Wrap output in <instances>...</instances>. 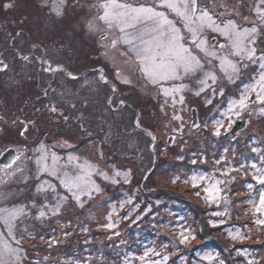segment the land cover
<instances>
[{"label":"rangeland","instance_id":"1","mask_svg":"<svg viewBox=\"0 0 264 264\" xmlns=\"http://www.w3.org/2000/svg\"><path fill=\"white\" fill-rule=\"evenodd\" d=\"M56 1L24 0V6L31 12L30 23H27L28 25L26 24L27 26L24 27V30L28 32H20L21 36L17 37L15 35V39L12 35H9L7 39L9 43L14 42L12 46L16 56H18V52L21 55L32 53V45L37 44L40 45L41 48L49 50L48 57L54 61L53 66H55V62L59 61L68 71L86 76L89 80L94 79V77L99 74L93 73L92 70L99 69L102 70L105 76L112 82L117 84L118 92L116 94H112L109 87H106L107 89L105 90L103 87H100V85H94L93 87L83 86V79L75 81L73 85H71V88L70 85L63 80L65 83V94H63V91L59 93L58 90L54 88L56 85L51 84V87L47 88L49 89V95L52 93L56 97L60 96V99L63 100H65L64 97H66V103H64L65 107L63 105L60 108L59 106L57 107L63 111L64 114L67 113L66 115L70 116L69 121L77 117H81V120H95L96 118H101L100 110L103 105H100V102L107 106V99L110 95L113 96L114 107L118 109L116 111L118 117L122 112L125 114H130L133 111L135 114L137 112L143 114L162 113L160 111V105L164 97L159 96L158 89L147 84L141 77V73L136 70L135 63L125 64L123 62L127 59V57L119 55L120 51H124L123 45H120L116 50L110 51V58H106L102 55L104 49L101 47V43H103L100 39L101 31H104L105 34L108 35L109 41L116 38L119 32L115 29L108 32L106 30V25L96 19L97 13L102 12V10L96 6L100 0H67L66 4L63 6H60L58 1L56 5ZM120 2L137 5L141 3L149 4L152 0H120ZM201 3H207L214 11L223 13L224 15L221 16V19L225 18V16H231L245 27H251L254 21L258 23L255 14L258 0H201ZM221 5L224 7H221ZM57 7H61L63 12L61 17H57L55 14V9ZM259 7L264 8V4H260ZM89 21H95L101 31L94 33L89 32L87 27ZM1 25L2 23H0V26ZM185 35H187V33H185ZM209 35L211 36L213 34ZM0 40V42L3 41L2 38H0ZM221 42H223V40H221ZM61 44L65 46L70 44L71 54H69L67 47L65 50L61 51ZM35 55H43V53L37 50ZM63 55H67L68 57L72 55L71 58L73 59L66 57L64 60ZM2 59L0 54V60ZM4 63L6 64V62ZM24 64L30 65V68H33L31 67L33 64L38 68L37 70L41 69V66L31 59L25 61ZM116 68H119L122 72H130L132 74L130 79H133V84L124 85L119 83L115 78ZM60 74L64 76V74L60 72L51 75V77H56L54 78V84L58 81L57 78H59L58 76ZM256 75L257 72L253 70V66H249L241 72L239 78L235 80V83H229L226 79L218 81L217 90L223 87V96L219 94L213 95L211 90L202 93L200 96H196L193 94L196 87L194 81L185 80L184 83L188 84L189 91L186 90L183 93L185 102L183 105L179 104V106H175V111L227 107L231 99L239 98L240 91L245 85L252 83V77ZM56 84V87L60 88L59 86L62 82L60 85L59 82ZM53 89H55V91H53ZM102 92H107L106 96H102ZM136 99H140L141 108L136 106ZM206 99H212V103L206 104ZM120 100L126 101L131 107H120ZM73 105H75V107H73ZM169 105H171L170 100ZM261 109H264V105L252 103L249 108L251 114H249V112L241 114V117H245L248 121L244 130H241V132L239 131L235 136L232 148H229L230 141H228L225 142V144L222 142L215 143L209 147H201V151L196 149L197 153L201 152L205 154L206 160H210L211 158L217 160L223 156L231 161L237 168H239L241 163L246 166L245 169H241L239 172L231 173L233 180L230 185H221V188L224 189L221 195L227 203H225L223 199L219 204L223 207H225V204L231 207L229 211L231 213L230 220L232 223H228L234 224L235 227H231L234 228V230L229 231L233 233L239 231L241 235L247 237V239L240 240L241 243H237L227 238V236L225 237L226 233L229 232L224 231L222 233L225 229L213 228L207 225L206 222H203V226L202 224L199 225L201 212H198V210L196 211L194 204H189L188 213L183 214L179 219L180 224L190 228L192 234L196 236V240L191 241L187 245L179 244V241L175 238L176 233L174 231L172 232V230L169 229L167 233L164 230V226L167 225V228H169V226L173 225V221L176 220L175 213H169L160 207L156 209L150 207L152 210L149 212L150 214L147 220L144 219V216H139V214L137 216L140 218L136 219L137 216H135V213L138 212V210L133 211L130 219L121 220L120 218L127 213L130 205H125L124 208L121 209V201L119 199L117 200V195H115L114 192L122 190L128 192L133 189L137 191L140 182V178H137L139 176L137 174V167L133 159L131 160L128 156L124 157V163L129 166L128 169L132 174L130 183L125 184L121 180L120 184L114 186V191L108 190L106 184L101 183L100 187L102 188V192L100 194H95L94 198L91 199L89 203H86L83 209L66 208L60 216H51L49 214L46 218L36 219L38 209L44 202L43 196L37 199L35 190L31 191L33 182L36 181L32 178L33 172H36V165L35 168L29 167L28 164L30 160L25 159L24 162H20L22 159L21 157L18 165L22 169L24 168L23 173L17 171L16 173H18L19 177H15V175L12 177V175L8 174L6 179L0 180V194L6 197L0 200V207L10 209L16 205L28 206L27 210L29 215L27 217H22L21 222H18L17 227L14 229L16 238L21 239V246L26 250L27 259L23 261V264H32V261H37L38 264H142L138 258L144 255L146 248H155L160 252L159 256L154 254L150 257H146L147 264H151V261H161V264H165L164 259L161 258L165 253L169 256L166 264H221V261H223V264H243V262H245V264H264V226L253 223L256 217L253 216L254 209L250 203L252 200H259V194L261 191H264V185H259L252 180L250 173L253 170L247 167L252 163L257 164L259 167L261 165V158L264 157V114L261 113ZM165 112H173V108L169 106L165 109ZM61 121L63 120H60V122ZM51 122L54 121L51 120ZM17 125H13L9 122L7 124L0 123V127ZM47 133L51 135L49 130ZM13 134L17 133L15 132ZM113 136H116V134H113ZM211 138L214 139L215 137L212 136ZM63 140L65 139H60V143ZM253 146L258 149V152L255 154V159L250 156ZM83 147L84 146H82V148ZM113 147H115L113 143L107 145L108 150L113 149ZM3 148L4 147H0V151ZM89 148H92V146ZM108 150L107 152L110 151ZM119 150L120 148H118V152ZM69 152L73 154V150L59 151L56 153L61 157V160L64 161L67 160ZM110 152L113 153L112 151ZM196 159H198L197 156ZM212 166L218 169L222 167V165H215L214 163ZM193 167L199 166L194 164ZM206 170L207 168L201 169L199 173L206 177L214 175L217 179H225L219 175V171L215 173L216 171L212 170L209 174ZM29 172H31V174H28ZM246 172L249 174H245ZM22 174L29 177L27 183L23 181ZM42 179L50 180L51 178L45 176L42 177ZM55 183L58 184V181ZM248 183L252 184L253 187L251 189L247 187ZM154 185L171 187L177 193H181L185 200L200 203L199 197L194 194L196 190L192 188L190 184H185L183 180L178 179V181L172 185L166 184L165 180H163ZM145 186L150 188L152 182L147 183ZM58 191L63 194V189H58ZM131 198L134 203L139 204V206L144 203L141 201L143 198L140 197L138 191ZM33 200L37 201L36 207H30ZM112 206H115L114 213ZM202 206L206 208L204 205ZM87 209H90L92 214L88 217H84ZM214 211H217V209L213 211L210 210L209 213ZM109 213H113L111 219L118 222V227L112 231L98 227V225L108 222L106 217ZM209 213L207 216V223L209 220H221L219 217L209 215ZM90 216L92 218H89ZM259 218L264 219V217ZM133 220H135L134 223ZM148 222L149 225H147ZM146 227H151L156 231L163 230L164 232L153 237L152 240L154 241V245L149 242L145 243V248L136 252L135 255H132L133 258L130 262L118 263L116 255L118 249L122 247L129 248L130 245H136V241L145 235L143 228ZM65 232H70L71 235L65 236ZM0 233H3L4 237L7 239V232L3 225H0ZM114 233H119V235H114ZM131 233H135V236L132 237ZM109 236H112V239H108ZM41 237H43V239H41ZM204 239H207V241ZM131 240L133 244L127 243ZM143 240L146 239H142V241ZM9 242L13 243L14 247L16 246L14 242ZM48 242H51V245H49ZM161 245H167V247H162ZM231 245H233V247ZM244 247H250L251 250L247 251ZM109 250H111V253H109ZM227 250L229 253L231 252L233 256H230L231 259H227L224 254L228 253ZM237 250H239V254H237ZM250 251L254 253L252 252L253 254H250ZM208 254L212 255V260L202 259L203 256ZM194 255L196 256V260L191 262L189 258H195ZM45 256L48 257L46 261L44 260Z\"/></svg>","mask_w":264,"mask_h":264},{"label":"snow or ice","instance_id":"2","mask_svg":"<svg viewBox=\"0 0 264 264\" xmlns=\"http://www.w3.org/2000/svg\"><path fill=\"white\" fill-rule=\"evenodd\" d=\"M66 2L67 0H59L60 6H63ZM260 4H264V0H258V6L255 9L258 23L254 21L251 27H245L231 16H225L221 19L223 13L214 11L207 3L202 4L201 0H152L149 4L141 3L137 5L121 3L120 0H100L96 6L102 12L97 13L96 19L106 25L108 32L115 29L118 30L119 35L109 41L108 35L98 28L95 21H89L87 27L89 32L101 31L100 39L103 42L101 47L104 49L102 55L106 58H110V51L118 49L120 45L124 46V51L119 53L120 56L127 57L123 62L125 64L135 63L136 70L141 73V77L147 84L158 89L159 96L164 97L160 105L162 113L169 106L173 108L175 113L176 104H184L183 93L189 90L188 84L184 83L185 80L194 81L196 87L193 94L196 96H200L208 90H211L213 95L223 96V87L217 90L218 81L226 79L229 83H235V80L239 78L244 69L253 66V70L257 72V75L252 77V83L245 85L240 91L238 99H231L228 102L227 109L220 113L223 119L213 121L211 134L219 137L222 128L225 133L233 128L235 123L233 117L240 118L244 112L251 114L249 111L250 104L264 105V8H260ZM10 7H12L11 4H4L5 9ZM221 7L224 6L221 5ZM55 14L57 17L63 15L61 7L55 9ZM209 34L213 35L210 36ZM16 36H21V33L17 32ZM66 47L69 54H71L70 44L67 46L61 44L60 50L63 51ZM32 49L33 51L30 54L21 55L18 52L17 55L24 61L34 60L41 66L40 70L46 74L53 75L60 72L64 74L66 79L71 81L83 79V86L93 87L94 85L103 84L111 89L112 94L118 92L117 84L105 76L102 70L93 69V73L99 74L94 79L89 80L86 76L68 71L59 61L55 62V66H53L54 61L48 57V49L41 48L37 44H33ZM37 50L43 55H35ZM7 69L8 65L0 60V72ZM131 75L130 72H122L119 68L115 70L116 80L124 85L133 84V79H130ZM44 96H48V89H44ZM169 99L171 105H169ZM211 103L212 99H206V104ZM119 106L131 107L124 100H120ZM45 107L49 113L56 116L57 120L62 119L65 124H68L69 115H65L63 111L53 105H45ZM35 110L36 112L41 111L40 108ZM107 110L109 112L118 110L117 107H114V100L111 95L107 99ZM261 113L264 114V109H261ZM135 115V128L141 130L145 135L152 136V133L142 124L141 117L143 113L137 112ZM76 119L80 122L82 118L77 117ZM171 119L179 121L181 117L173 114ZM225 120L227 121L226 126ZM0 123L7 124L8 122L0 116ZM28 123L35 125V121H29ZM28 123L23 120L12 121L13 125L23 126L19 131V135L22 137H26L30 130ZM165 126L167 127V125ZM173 130L183 132L182 128H174ZM0 131H3V129L0 128ZM81 131H87L82 124ZM152 138L155 139L154 136ZM171 139L175 141V137ZM61 143L68 148L73 147L66 139ZM257 151L255 147L252 148L253 153ZM32 152L33 157L28 159L34 158L36 165L34 178L38 183L35 184V192L37 199L43 196L44 201L38 209L36 219L46 218L49 214L60 216L66 208L83 209L87 200L93 199L94 193L100 194L102 192L100 185L92 179L93 176H98L103 181L113 185L120 183L121 180L123 183L128 184L132 179L130 170L121 172L113 169L110 176L90 161H81L79 156L73 155L71 152L67 155V161L62 163L61 157L54 148L44 140L39 141ZM22 155L23 153H20L13 157L0 171L12 168V165L16 164ZM102 157L103 154L101 153ZM196 163V160L192 161V164ZM213 163L222 165L218 171L219 175L225 179H217L214 175L206 177L200 173H192L184 183L190 184L194 189H199L194 194L203 199L208 206L216 204L219 207L221 200L224 199L221 195L224 191L221 185H230L233 180L231 173L239 172L241 169H245L246 166L241 163L237 168L223 156ZM247 167L253 170L250 173L252 180L259 185H264V157L261 158L259 167L255 163ZM69 168L73 170L71 175L67 170ZM17 171L23 173V169L17 165L8 174L15 175ZM245 174L249 173L246 172ZM45 176L51 179H42ZM144 178L148 179L147 176ZM22 179L27 183L29 177L22 174ZM176 179H179V177ZM176 179L171 182L175 184ZM56 181H58V184L55 183ZM247 187L251 189L253 186L248 183ZM58 189H63V194ZM201 192L204 194L202 197ZM85 197H87V200L84 199ZM5 198L4 195L0 194V200ZM225 203H227L226 200ZM250 203L254 209L253 216L256 217L253 223L264 226V219L259 218L264 217V191L260 192L258 201L252 200ZM125 205H130V207L127 213L120 218L121 220L130 219L133 211L139 209V204L134 203L131 197L120 202L121 209ZM36 206L37 201L33 200L30 207ZM112 207L114 213L115 206ZM27 208L28 206H17L10 209L0 207V225H3L7 232V239L3 233H0V264H23V261L27 259L26 250L21 246V239H17L14 232L18 222H21V218L29 215ZM150 211L151 209L148 208L141 214L146 215ZM113 213H109L106 217L107 223L98 225V227L108 231L118 227V222L111 219ZM226 214V211L209 213V215L215 217H222ZM139 218V216L136 217V219ZM134 222L135 220H133ZM208 223L211 227L216 228L224 221L209 220ZM176 227L179 229L176 239L180 245H187L196 240V236L192 234L191 229L180 224L179 218ZM68 235H71V233L65 232V236ZM114 235H119V233H114ZM228 236L233 241L247 239L239 231L235 233L229 231ZM108 239H112V236H109ZM9 241L14 242L16 246L14 247L13 243ZM48 243L51 245V242ZM161 246L167 247V245ZM152 254L159 256L160 252L155 248H146L144 255L138 259L142 264H147L146 257H150ZM237 254H239V250H237ZM47 259L48 257L45 256L44 260ZM202 259L212 260L213 257L208 254L203 256ZM164 261L166 264L167 257H164ZM32 264H38V262L32 261ZM151 264H161V261H151ZM221 264H223V261H221Z\"/></svg>","mask_w":264,"mask_h":264},{"label":"trees","instance_id":"3","mask_svg":"<svg viewBox=\"0 0 264 264\" xmlns=\"http://www.w3.org/2000/svg\"><path fill=\"white\" fill-rule=\"evenodd\" d=\"M23 1L24 0H0V23H2V25L0 26V38L3 39V41L0 42V54L1 57L3 58L2 60L6 62V64L8 65V69L6 71L0 72V79H1L0 116H2L4 120L5 121L7 120V122L9 123H12L13 120H23L26 123H28L29 121H35L36 124L32 125L31 123H28L29 124L28 127L30 130L26 134V137H22L18 135L20 128L23 127L22 125L0 127L3 129V131H0V147L5 148L8 145H10L16 147L17 149L23 148L24 153L22 155L21 162L22 161L24 162L25 159L30 160L28 166L34 168H35L34 158L33 159H28V158L33 157L32 149H34L41 140H44L49 146H52L56 152L73 150V155L79 156L81 158V161L83 160L90 161L92 164H94L101 170L107 172L110 176L112 175L113 169L120 170L121 172L129 170L128 169L129 166L126 163H124L125 156H128V158H130L131 160L133 159L134 164L137 167L138 164H136L137 163L136 157L141 153L140 150L142 149L143 144L148 146L150 141L148 140V143L144 142L145 137L143 132L138 130H133V131L131 130V128L134 127L132 124L135 115L134 111L131 112L130 114L126 113L127 116L124 112H122L121 114H119L118 117V113L109 112L107 110V106L100 102V105L101 104L103 105L100 110L101 118H96L95 120L87 119V121L81 120L80 122L74 119L72 121H69L68 124H65L64 121L60 122V120L62 119L57 120L55 115L48 112L45 105L47 104L49 105L51 103L55 107L59 106L60 108L62 105L65 107L64 103H66L65 101L66 97H64L65 100L60 99V96L56 97L52 93H50L49 95V91H48V96L45 97L44 89L49 88V85L51 84L57 86L56 83L59 82L60 85L62 82V84L59 86L61 89L56 86L53 87L56 88L59 93L63 91V94H65L64 93L65 83L63 82V80L70 85V88L75 81L68 80L65 78V76L60 74L61 77L59 75L58 76L59 78H57L58 81L56 80L57 82H55L54 84V80H55L54 78L56 77H51V75L46 74L41 70H37L38 68H36L33 64L31 66L33 68H30V65L27 64L25 65L24 64L25 61L21 60L18 56H16V53L13 52L12 45L14 44V42L9 43L7 36L12 35V37H14L17 32H21V33L28 32L24 30V27L28 25L27 23H30L29 20H30L31 12H29L30 10H28L26 6H24ZM57 1L59 2V0ZM57 1L55 2L56 5H57ZM5 3L11 4L12 7L5 9L4 8ZM67 55L66 56L63 55L64 60L66 57H68ZM71 56L72 55H69L68 58H71ZM92 63L94 64L93 60ZM100 87H103V89L105 90L107 89L106 88L107 86H104L103 84H100ZM101 94L102 96H106L107 92H102ZM140 104H141L140 99H136V106L140 107ZM36 108H40L41 111L36 112L35 110ZM66 114L67 113H65V115ZM152 116L153 114L146 113L143 115V118L145 121L150 123L153 119ZM51 120H53L54 122H51ZM81 124L87 130L86 132L81 131ZM48 130L51 133V135L47 133ZM15 132L17 134H13ZM113 134H116V136H113ZM60 139L68 140V142L71 145H73V147L68 148L67 146L62 145L60 143ZM145 141L147 140L145 139ZM233 141L230 142L229 148H232ZM109 143H113L115 146L113 147L114 150L109 149L114 154L107 149V145ZM197 144L198 146L200 144L201 147L204 143L197 142ZM82 146L84 147L82 148ZM90 146H92V148H89ZM118 148H120L119 152H118ZM107 150L109 152H107ZM182 152L188 153V150H183ZM101 153L103 154L102 158H101ZM144 154L142 155L141 161L142 163H144V170H146L150 167L151 163L148 157L146 159L144 158L147 156V154L146 155ZM158 154H159V159L155 167V173L152 176L150 175V178H148L147 182L144 183L143 189L140 186L141 175L138 173V167H137V174L139 175L137 178H140V182L138 185L139 187L137 191L140 193V197L143 198L141 199V201L144 203H142L139 206L138 212L135 213V216L139 214V216L140 215L144 216V219L147 220V218H149L150 213L147 212L146 215H142L141 213L145 209H148V207L149 208L152 207L153 209L160 207L169 213H175L174 215L176 220L173 221V225L169 226V228H167L166 225L163 228L167 233L169 232V229L172 230V232L174 231L176 233L175 234V238H176L179 231V229L176 227L178 218L180 219V217H182L183 214L188 213L189 204H194L196 211L198 210V212H201L199 217V225L202 224L203 226V222H206V224L209 225L207 223V218H208L207 216L210 210L212 211L214 209H217V211L225 210L227 214L225 216L219 217L221 220L224 221V223L218 225L217 228L225 229L222 231V233L224 231L234 230V228L231 227H235V225L228 223L231 222L230 220L231 213L229 211L231 207L229 205L225 204V207H223L222 205H219V207H217V205H213V204L211 206H208L205 203V201L200 197H199L200 203H196L191 200L188 201L183 198V195L181 193H177L171 187L168 186L167 187L161 186L167 189L166 191H168L169 193L168 195L163 190L162 191L156 190L155 192L144 191L145 189H148L145 185L149 182H152L151 187L154 186L156 188L157 185L155 186L154 184L163 180H165V183L166 184L168 183L169 185H172L173 183L171 181L173 179H176L177 177H179L180 180L183 181L186 180L184 176L179 175L177 173L179 170V165H178L179 162L177 161V159H178V155L181 154L179 150L171 149L168 150L166 153L164 152L163 154L161 153ZM255 154L256 152L255 153L252 152L250 154L251 158L255 159L256 157ZM191 155H195V153H191ZM200 155H205V154L201 153ZM210 160L212 161L208 163H206L205 161L202 162V166L204 168H207L206 172H208L209 174L212 170H215L216 171L215 173H217L218 168L212 166L215 159L211 158ZM65 161L67 160L64 161L61 160L62 163ZM166 167L170 169V173L165 174L161 172V168L164 169ZM67 170L69 171V174H72L73 170L71 168ZM144 170L142 172H144ZM31 172H29L28 174H31ZM35 173L36 172L34 171L32 178H34L33 176H35ZM15 177H19L18 173L15 174ZM92 179L99 185H101V183L106 184L108 190H113V191L115 189L114 186L120 184L118 183L113 185L111 183L103 181L98 176H93ZM176 181H178V179H176ZM36 183L38 182L36 181L33 182L31 191L35 190ZM195 190H196L195 192L199 191V189H195ZM137 191H134L133 189L132 191H128V192H124L122 190L119 192L115 191L114 193L115 195H117V200L119 199L120 201H123L128 199L129 197H133L137 193ZM203 195L204 194L201 192V197ZM94 196L95 193L93 194V198ZM84 199L87 200V197H85ZM89 201L90 200H88L87 203H89ZM202 205H204L206 208H203ZM17 206L18 205H16L15 207ZM152 208L150 209L152 210ZM87 210L85 212L84 217H88L89 215L92 214V211L90 209ZM147 225H149V222L147 223ZM143 230L145 231L144 232L145 235L139 238L138 241H136V245H130L129 248L122 247L121 249H118L116 254L118 263L130 262L133 258L132 255H135L136 252L141 251L145 248L144 246L145 243L149 242L154 245V241L152 240L153 237L164 232L163 230L156 231L151 227L143 228ZM131 236L134 237L135 233L134 234L131 233ZM226 236L227 238H229L228 233H226L225 237ZM142 239H146V240L142 241ZM205 241H207V239ZM132 242L133 241L131 240L128 241L127 243L133 244ZM235 242L241 243L240 240H236ZM231 246L233 247V245ZM244 249L247 251L251 250L250 247L249 248L244 247ZM252 252L250 251V254L254 253ZM109 253H111V250H109ZM224 254L226 255L227 259L229 258L231 259V257H233L231 255V252L229 253V251L227 254L226 253ZM164 257L168 258L169 256L167 253H165L163 256H161V258L164 259ZM194 257L195 258L193 259L189 258V260L191 262L195 261L196 256L194 255ZM243 264H245V262H243Z\"/></svg>","mask_w":264,"mask_h":264},{"label":"flooded vegetation","instance_id":"4","mask_svg":"<svg viewBox=\"0 0 264 264\" xmlns=\"http://www.w3.org/2000/svg\"><path fill=\"white\" fill-rule=\"evenodd\" d=\"M134 72V69H133ZM189 91V90H188ZM178 99V97H177ZM170 100V99H169ZM171 101V100H170ZM176 106H179V103L176 104ZM227 109V107L223 108H209V109H198V110H186V111H175L174 112H164V113H153L152 121L149 123L144 120L143 116L142 124L145 128L148 129L152 133V136L155 137L153 140L152 136L145 135L144 137L148 143V140L150 141L148 146L143 144L142 149L140 150L141 153L136 157L138 164V173L141 175V183L140 186L143 189V185L145 182H147L148 179H145L144 177L147 176L150 178V175H154L155 173V167L157 165V161L159 159V154L166 153L168 150L176 149L179 150L181 153L178 155L177 161L179 162V170L178 174L184 176V178H188L189 175L192 173H199L201 172V169H205L202 166V162H211L212 160H206L205 155H200V153H197V150L201 151V147H209L215 143H222L225 144V142L232 141L229 137L226 136L224 129H221V135L219 137L214 136L215 138L212 139L213 136L211 134L212 128H213V121L218 119H223L221 117L220 113L224 112ZM173 114L181 117V120L175 121L172 120L171 117ZM144 115V114H143ZM136 119V115H134V120L132 121L133 128L131 130H138L135 128L134 121ZM233 119H235L233 117ZM87 121V119H85ZM167 125V127L165 126ZM227 125V121L225 120V126ZM174 128H182L183 132H177L174 131ZM175 137V141H173L171 138ZM197 142L204 143L201 147L200 144L198 146ZM7 147H13L17 151L20 149L22 153H24L23 148H16L14 146L8 145ZM7 147L3 148L2 150H5ZM192 149V150H191ZM197 149V150H196ZM1 150V151H2ZM183 150H188V153H183ZM0 151V153H1ZM205 152V151H204ZM145 153V154H144ZM191 153H195V155H191ZM146 155L144 157L145 159L148 157L150 159V167L146 170H144V163H142V155ZM196 156L198 159H196ZM22 157V156H21ZM20 157V158H21ZM20 160V159H19ZM19 160L16 162V164L12 165V168L7 169L6 171H0V180L6 179L8 177V173H11L13 169H15L18 165ZM196 160L197 165L199 167H193L194 164H192V161ZM21 162V161H20ZM210 164V163H209ZM3 166L0 165V169H2ZM144 170V172H142ZM161 172L167 174L170 173L169 168H161ZM14 175H12L13 177ZM156 190L164 191L169 194L167 189L161 186H157L156 188L153 186L151 188L145 189L146 192H155Z\"/></svg>","mask_w":264,"mask_h":264},{"label":"water","instance_id":"5","mask_svg":"<svg viewBox=\"0 0 264 264\" xmlns=\"http://www.w3.org/2000/svg\"><path fill=\"white\" fill-rule=\"evenodd\" d=\"M254 99V95H253ZM247 119H235V123L233 124V128L229 130V132L225 133L227 137L233 139L238 131L243 130L246 127ZM21 153V150L16 151L13 147H7L1 154H0V164L5 165L8 164L13 157L17 156Z\"/></svg>","mask_w":264,"mask_h":264}]
</instances>
